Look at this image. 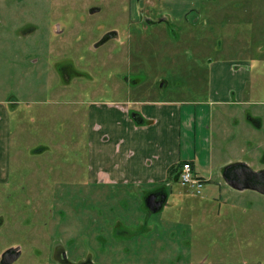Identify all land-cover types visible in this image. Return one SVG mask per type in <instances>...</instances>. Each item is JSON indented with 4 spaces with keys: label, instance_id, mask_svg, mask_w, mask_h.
Wrapping results in <instances>:
<instances>
[{
    "label": "rangeland",
    "instance_id": "1",
    "mask_svg": "<svg viewBox=\"0 0 264 264\" xmlns=\"http://www.w3.org/2000/svg\"><path fill=\"white\" fill-rule=\"evenodd\" d=\"M144 101L189 102L178 159L206 170L201 194L178 174L95 184L111 156L105 128ZM1 105L12 127L0 143V264L17 246L16 264H56L52 242L91 224L115 242L99 244L100 264H264V196L222 177L234 163L264 168V0H0ZM160 187L167 206L147 217L142 192ZM107 192L111 229L91 220Z\"/></svg>",
    "mask_w": 264,
    "mask_h": 264
},
{
    "label": "crops",
    "instance_id": "2",
    "mask_svg": "<svg viewBox=\"0 0 264 264\" xmlns=\"http://www.w3.org/2000/svg\"><path fill=\"white\" fill-rule=\"evenodd\" d=\"M188 103L144 101L141 102L142 107L138 112V118L130 113L131 110H119L121 115L119 114L114 121L111 119L107 129L105 128V132L110 133L111 136V142L108 143L111 156H106L105 169L96 176L99 179L107 178L118 183L146 185L165 183L169 177L170 167L177 163L180 157L182 130L184 121L187 120L188 116L185 118L182 111ZM8 113L9 110L1 105L0 135L2 137L0 143L2 145L10 144L8 135H10L12 126H10V118H8L10 115ZM193 115L194 118L191 119L194 124L198 116V109ZM99 128L100 131L101 129L104 131L103 127ZM95 129H98V126H94L93 131ZM206 149H202L197 153L195 159L202 160L201 157L206 154ZM211 159L212 156L209 152L208 160L204 161V164H209L207 169L212 168L213 170L214 166ZM187 160L193 162L194 171L200 177L209 180V178L199 173L200 170L206 171L202 166H197L193 158Z\"/></svg>",
    "mask_w": 264,
    "mask_h": 264
},
{
    "label": "flooded vegetation",
    "instance_id": "3",
    "mask_svg": "<svg viewBox=\"0 0 264 264\" xmlns=\"http://www.w3.org/2000/svg\"><path fill=\"white\" fill-rule=\"evenodd\" d=\"M157 15H158V16H156L157 20H160V21H163L164 19L166 20V18L164 17V13H160L159 11H157ZM167 24H168V22H167ZM109 35H111V34L109 33ZM109 35H107L106 39L110 38ZM124 83H126L125 78H124ZM126 110L128 111L130 109H126ZM130 113L137 118L139 117L137 112L132 113V111H131ZM250 119L253 120L254 118L251 117ZM186 162H190L193 166L192 161L179 159L177 161V163H175L174 165H172V167H170V169L175 167V170H173V172L170 173V169H169V171H168L169 177L166 179L165 183H167L169 185L170 180H172L173 177H175L174 175H176V174H178V176L180 178V175L182 172V166ZM179 164H181V165L179 166ZM225 168L222 169V177H223L224 182L230 188H232L236 191H240V192H243L246 190H251V191H254V192L264 196V193L260 192L257 188L251 189L250 187H248L251 185L258 186V187L264 186V176L263 175L252 176V178L250 179L249 177L242 176V175L237 176L235 174L237 176V177L236 176L235 177H236V180L238 181V184L240 185V187H242V189L240 190V189H235L230 184H228V181L225 177V172H224ZM250 168L256 172H264V168H260V169H254L252 167H250ZM94 182L96 185H100V186L115 185L114 182H112L111 180H109L107 178H100V179L96 178V181H94ZM159 184H163V183H159ZM123 185H127V186L129 185L130 186L131 184L123 182L122 186ZM132 185H138V188H139L141 185H146V184H132ZM147 185H151V184H147ZM204 185H205V182L203 183V187H204ZM185 187H187V186H185ZM203 187H202V189H203ZM202 189H201V192H202ZM201 192L199 194H201ZM106 194H107L106 198L104 200L101 199L102 200L101 205L103 206V204H106V208H104V206L101 207L103 209L104 215L97 213L96 215H97V217L98 216L100 217V220H98L96 218H91V220L95 221V222H97V221L99 222V221L104 219L103 223H101V224H103L106 228L111 229L113 226V222H112L113 215L112 214H113V212L115 213L114 208H113L114 198L112 197V195L109 192H107ZM142 194H145L144 199H145L146 205H147L146 209L148 210L147 217L150 216V214L162 212L166 208L167 203H168V199H169V194L166 191V188L160 187L158 189H154V190L149 191V192H142ZM152 195H155L157 197L156 198L157 201H159L161 203V206L159 208H158V206H154L151 209L148 206L147 201H148L149 197ZM91 199H92V201H91ZM91 199L90 198H84L85 202H91L90 205H92L93 210L92 211L89 210V211H90L91 217H92L93 215H95V214H93V212L96 213L97 210L100 208H98V201H96V199L93 197ZM94 203L97 206V208H95ZM76 205H78L77 202H76ZM77 209H79L78 206H77ZM154 210H157V211H154ZM0 225H1V222H0ZM92 227H93L92 224L89 226L82 227V228L80 227V229H77V233L74 237L64 241L65 245H58L62 242V240H54L52 243H54V247H56V248L51 250L48 253L49 254L48 260L53 262V263H56V264H100L98 262V257H97L99 244L101 243L102 247L110 248V247L115 245V242H113L112 246L111 245L110 246L104 245L103 244L104 241H102L103 239L101 237V234L98 233V230L92 229ZM116 234L118 235V234H120V232L117 231ZM129 245H131V244L129 243ZM84 247L90 248L91 255L86 257L85 260H82V253H83L82 249ZM15 248H19V250L16 252L19 254V256L11 264H16L20 260V258L22 257V249L18 246ZM15 248H12V249H15ZM9 250H11V249H9ZM219 258H221V257H219ZM4 259H5V257L3 258V261H4ZM3 261H2V264H3ZM220 264H221V262H220Z\"/></svg>",
    "mask_w": 264,
    "mask_h": 264
},
{
    "label": "water",
    "instance_id": "4",
    "mask_svg": "<svg viewBox=\"0 0 264 264\" xmlns=\"http://www.w3.org/2000/svg\"><path fill=\"white\" fill-rule=\"evenodd\" d=\"M224 172H225V177L228 181V184H230L235 189H240V190L242 189V187H240V185L238 184V181L236 180L237 176L242 175V176L249 177L250 179L252 178V176H258V175L264 176V172H256L253 169H251L246 163H234V164L228 165L225 168ZM248 187H250L251 189L257 188L260 192L264 193V186L258 187V186L251 185ZM156 198L157 197L155 195H152L149 197L147 201V204L151 209L154 206H158V208L161 206V203L157 201ZM154 211H157V210H154ZM18 250L19 248H15V249H11L7 251L4 255L5 259L3 261V264H11L12 262H14L19 256V254L16 253Z\"/></svg>",
    "mask_w": 264,
    "mask_h": 264
},
{
    "label": "built area",
    "instance_id": "5",
    "mask_svg": "<svg viewBox=\"0 0 264 264\" xmlns=\"http://www.w3.org/2000/svg\"><path fill=\"white\" fill-rule=\"evenodd\" d=\"M180 182L182 185L194 189L198 193L201 192L203 183L205 182L203 178L199 177L190 162H186L182 166V172L180 175Z\"/></svg>",
    "mask_w": 264,
    "mask_h": 264
},
{
    "label": "trees",
    "instance_id": "6",
    "mask_svg": "<svg viewBox=\"0 0 264 264\" xmlns=\"http://www.w3.org/2000/svg\"><path fill=\"white\" fill-rule=\"evenodd\" d=\"M180 165H181V164H179V166H180ZM173 170H175V167H173V168L170 169V173H172Z\"/></svg>",
    "mask_w": 264,
    "mask_h": 264
}]
</instances>
